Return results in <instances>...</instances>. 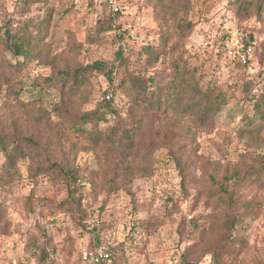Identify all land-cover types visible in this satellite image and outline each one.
Returning a JSON list of instances; mask_svg holds the SVG:
<instances>
[{
    "label": "rangeland",
    "instance_id": "1",
    "mask_svg": "<svg viewBox=\"0 0 264 264\" xmlns=\"http://www.w3.org/2000/svg\"><path fill=\"white\" fill-rule=\"evenodd\" d=\"M46 1L0 0V34L28 17L52 19L46 39L49 62L18 67L20 58L0 50V58L12 65L0 60V73L24 83L18 97L5 86L0 92V132L30 137L47 168L56 163L75 172L77 181L56 169L36 175L37 152L27 149L13 169L0 152V264H94L97 249L110 254L106 264H187L182 255L188 248L190 264H264V172L258 182L240 189L230 182L232 203L218 198L219 206L214 205L208 196L218 189L212 179L226 183L225 176L242 175L264 159V126L246 123L254 116L256 100L250 98L264 92L263 23L242 13L239 0H193L190 14L171 18L163 30L145 0H117L119 17L109 31L100 32L104 40L97 44L90 39L100 30L98 22L112 12L109 6L93 0ZM189 23L192 27H185ZM174 24L185 28L170 29ZM162 31L168 34L166 48L175 45V57L201 67V82L214 79L229 102L207 129L181 121L190 133L170 134L163 116L147 114L132 163L149 166L150 173L121 180L111 170L114 153L106 156L105 145L91 147L97 129L136 125L123 90L112 89L118 87L117 77L108 83L94 76L86 101L68 95L59 84L40 91L31 83L42 87L43 77L63 71L67 63L112 62L118 50L130 70L144 73L146 48L158 45ZM246 44L255 51L249 66L227 56L231 47ZM160 62L150 71L167 70L169 55ZM247 81L254 90L243 87ZM105 92L114 94L120 120L109 113L107 122L88 124L82 134L69 129L70 113L96 109ZM43 113L50 119L34 121ZM227 216L237 218L236 227L226 224ZM195 223L204 228L201 233Z\"/></svg>",
    "mask_w": 264,
    "mask_h": 264
},
{
    "label": "trees",
    "instance_id": "2",
    "mask_svg": "<svg viewBox=\"0 0 264 264\" xmlns=\"http://www.w3.org/2000/svg\"><path fill=\"white\" fill-rule=\"evenodd\" d=\"M239 7L248 18L255 16L264 25V0H239ZM43 2V0H32L31 4H37ZM44 5H47V1L44 0ZM148 6H151L160 26L164 30L165 26H169L171 18H179L182 15H189L193 8V0H145ZM30 4L26 2V5ZM48 7V6H47ZM50 11L54 9L50 7ZM110 8V7H109ZM104 7V10H107ZM112 13V12H111ZM106 16L105 20L98 22L100 30L97 29L96 36L90 39L91 43H101L104 39L100 32L109 31L112 27V22L116 21L119 14ZM112 16V17H111ZM104 18V17H103ZM52 19L50 16L44 19H37L34 17H28L23 21L20 26L9 27L3 34H0V50L5 48L6 51H10L15 58H20L18 67L24 63H31L34 60H44L49 62L50 47L46 43V39L49 36V30ZM176 26V27H175ZM192 27L189 23L188 26ZM182 24H174L170 29L185 28ZM163 32V31H162ZM168 34L163 32L160 41L156 47L148 46L146 48L147 59L144 63V73L137 70H130L129 64L124 58L122 50L116 52L114 61L98 60L93 63L82 65L75 63L70 65L66 64V69L60 70L55 75L43 77L42 87L37 82L31 83L32 87L39 88L40 91L46 87H52L59 84L68 95L76 97L80 95L85 101L88 100L89 90L92 86V80L94 76L105 77L108 83H112L114 77L118 79V87H113V91L122 89L124 92V104L128 106V109L132 112V117L135 118L136 125L133 128H126L120 123H116L115 126L107 132H103L101 129H97L94 132V136L91 139V147L97 148L99 145H105L106 156L114 153L115 160L111 163V170L116 175H120V179H127L129 177H135L137 174L145 175L150 173L149 166L138 167L132 163V159L138 155L137 139L142 129V122L145 116L149 113H159L163 116L166 122V130L170 134L178 130L189 132L190 127L182 126L181 121L189 120L194 123L199 129H207L214 122L215 117L221 111V109L228 104V94L224 91L218 83L211 79L206 84L201 82V67L191 66L183 56L175 57L177 49H174L175 45L170 48L168 46ZM253 40V36L250 38ZM250 44H246L249 46ZM252 46V45H250ZM253 48V46H252ZM264 47L262 48V51ZM253 53L249 56L248 61L243 64L249 66L254 57ZM169 55V63L167 70L165 68L158 69L153 72L150 70L153 67L158 66L162 56ZM264 55V54H263ZM3 61L4 64L10 65L8 62ZM240 64L238 59H234ZM14 67V66H13ZM39 78V77H38ZM5 86L6 91L10 95L19 96L24 89V83L21 81H12L10 76H7L3 72L0 73V92ZM19 87V89H17ZM243 87L254 90L255 84L252 81H247ZM104 97L96 109L86 112L70 113L72 114V120L69 122V129L76 133H84V128L88 124H94L98 126L101 122H107V114L113 113L120 120V115L114 108V94L112 92H105ZM110 97V98H109ZM256 100L254 104V116L251 119H246L248 126L255 124L260 127L264 126V92L260 94H254L250 100ZM122 102V101H121ZM61 106L56 107V111L61 112ZM45 116V117H44ZM115 116V117H116ZM46 119H50L47 114L43 113L35 119L36 122H42ZM70 119V118H69ZM258 127V128H260ZM261 129V128H260ZM139 132V133H138ZM190 133V132H189ZM28 152H37L36 143L30 138H23L18 135L9 137L0 132V152L6 158V166L13 169L17 165L19 159L25 158ZM34 157V163L36 164L35 174H45L49 169H56L59 174L65 178H69L72 183L77 181V174L72 170L65 169L58 164H52L50 167L44 165L41 154L37 152ZM108 160L109 165V158ZM260 166L248 167L242 175L237 171H234L230 177L225 176V181L220 182L216 179H212L213 185L218 186V189L208 196L211 198L210 203L218 205V198L224 202H233L232 192H230L228 184L235 182V186L240 189L241 186L246 184H252L258 182L264 172V159ZM8 171L9 169L6 168ZM241 177V178H240ZM226 224L229 223L230 228H234L237 225V218L234 216H227ZM198 232H202L204 228L198 223H195ZM191 248H188L186 253L182 255V259L187 263L186 254L189 253ZM107 262H101L100 264H106Z\"/></svg>",
    "mask_w": 264,
    "mask_h": 264
},
{
    "label": "built area",
    "instance_id": "3",
    "mask_svg": "<svg viewBox=\"0 0 264 264\" xmlns=\"http://www.w3.org/2000/svg\"><path fill=\"white\" fill-rule=\"evenodd\" d=\"M96 4L104 3L112 9L113 14L119 13L120 9L117 6V0H93ZM130 28V27H129ZM253 53L252 46H239L231 47L227 51V56L231 59H238L240 63L245 64L248 61L249 56ZM110 98V97H109ZM110 260V254L103 249H97L96 253L91 257V262L99 264L102 261Z\"/></svg>",
    "mask_w": 264,
    "mask_h": 264
}]
</instances>
